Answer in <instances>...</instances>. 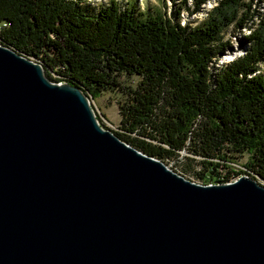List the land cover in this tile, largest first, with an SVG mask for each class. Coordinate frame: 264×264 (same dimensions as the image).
Wrapping results in <instances>:
<instances>
[{
  "label": "water",
  "instance_id": "water-1",
  "mask_svg": "<svg viewBox=\"0 0 264 264\" xmlns=\"http://www.w3.org/2000/svg\"><path fill=\"white\" fill-rule=\"evenodd\" d=\"M0 44V264H264V184H197Z\"/></svg>",
  "mask_w": 264,
  "mask_h": 264
},
{
  "label": "trees",
  "instance_id": "trees-1",
  "mask_svg": "<svg viewBox=\"0 0 264 264\" xmlns=\"http://www.w3.org/2000/svg\"><path fill=\"white\" fill-rule=\"evenodd\" d=\"M88 1L0 0V44L91 101L117 91L123 100L119 131H112L167 165L195 160L183 152L199 158L194 174L201 184L228 183L222 171L243 155L241 174L264 181L262 0H213L216 8L196 24H182L183 12L191 17L212 0H182L172 18L127 2L122 9L114 0L93 8ZM231 25L248 31L244 53L219 64L230 48L222 33Z\"/></svg>",
  "mask_w": 264,
  "mask_h": 264
},
{
  "label": "rangeland",
  "instance_id": "rangeland-1",
  "mask_svg": "<svg viewBox=\"0 0 264 264\" xmlns=\"http://www.w3.org/2000/svg\"><path fill=\"white\" fill-rule=\"evenodd\" d=\"M110 0H89L88 4L90 7L97 6L98 4H104L108 3ZM120 3V6L122 9L126 6L127 3H131V5L138 6L141 10L145 11L147 8L150 9V12H157V14H166V17L172 18L170 12L174 8L181 7L182 0H114ZM180 2V3H179ZM213 8H216V3L213 1H210L207 3L204 7V10L196 15L187 16L186 12H183L182 17V23H185L188 19L189 21L193 22L192 24H196L198 22L203 21L210 10ZM260 12H263L264 17V0H262V4L260 6ZM236 34V36L234 35ZM248 33V31L243 30L240 32H234L233 26H229L227 29H225L222 33L223 42H227L230 44V48L225 52V54L221 57L219 64L221 63H228L234 60L235 58H238L244 53V50L240 47V41L242 39V34ZM232 57L230 60L228 57ZM259 70L261 74H264V63L259 65ZM53 78H58L56 75H53ZM127 84H133L132 81L126 82ZM123 100L122 96L117 91H108L103 92L98 98L95 100H92L91 103L93 105V108L97 115L102 119V122L104 125L113 130V131H119L118 127L120 124V115H119V103ZM183 155H187L189 158L195 159L193 162H186L190 165V168H188L185 164H180L175 161H172L171 164L168 163V165L164 163L171 168L174 172L181 175L185 179L201 184V180H198L195 176L194 172L196 167V162L199 160L197 157H193L191 154H187L186 152H183ZM248 156L243 155L238 158H236L233 162L234 165H231L230 170H224L222 171V176H224L225 181L231 182L235 181L241 176H244V174H241V172L245 171L244 167H242L247 162ZM229 171V172H227ZM238 177V178H236ZM258 182L264 184V181L257 179Z\"/></svg>",
  "mask_w": 264,
  "mask_h": 264
},
{
  "label": "bare ground",
  "instance_id": "bare-ground-1",
  "mask_svg": "<svg viewBox=\"0 0 264 264\" xmlns=\"http://www.w3.org/2000/svg\"><path fill=\"white\" fill-rule=\"evenodd\" d=\"M213 1V0H212ZM214 3H215V1H213ZM217 2V1H216ZM209 3V2H208ZM198 14V13H197ZM196 15V14H195ZM183 24V23H182ZM229 58V60L232 58L231 56L230 57H228Z\"/></svg>",
  "mask_w": 264,
  "mask_h": 264
}]
</instances>
